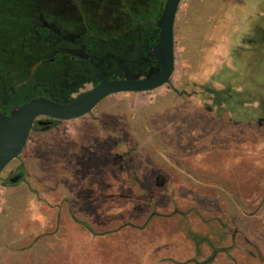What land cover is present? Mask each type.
<instances>
[{
  "label": "rangeland",
  "instance_id": "obj_1",
  "mask_svg": "<svg viewBox=\"0 0 264 264\" xmlns=\"http://www.w3.org/2000/svg\"><path fill=\"white\" fill-rule=\"evenodd\" d=\"M164 2L0 0L3 112L57 76L40 13L86 41L52 87L70 102L89 64L149 76ZM174 59L168 84L29 134L0 174V264H264V0H181Z\"/></svg>",
  "mask_w": 264,
  "mask_h": 264
},
{
  "label": "water",
  "instance_id": "obj_2",
  "mask_svg": "<svg viewBox=\"0 0 264 264\" xmlns=\"http://www.w3.org/2000/svg\"><path fill=\"white\" fill-rule=\"evenodd\" d=\"M181 0H165L159 18L155 22L158 38L152 51L149 76L144 78L101 79L91 90L62 103L44 97L31 99L15 112L0 111V174L24 150L34 121L46 126L51 121H70L90 113L102 100L119 93H144L168 84L174 72V23ZM20 175L9 179L16 183Z\"/></svg>",
  "mask_w": 264,
  "mask_h": 264
},
{
  "label": "flooded vegetation",
  "instance_id": "obj_3",
  "mask_svg": "<svg viewBox=\"0 0 264 264\" xmlns=\"http://www.w3.org/2000/svg\"><path fill=\"white\" fill-rule=\"evenodd\" d=\"M44 16L45 15L43 13H40L38 15V20L36 21V24L34 26V29H35L34 34L37 39H40V40L42 39L43 42H47L50 44L51 54L49 57H46L40 62L39 61L38 62H39V65L42 64L43 67L56 62L57 66H56L54 74H57V76L50 77L46 79L45 82H41L39 84L34 83L35 84L34 88L36 90L35 95L25 96V100L23 103L28 102L31 99L41 98V97H44L47 99H50V97H54L55 99H58L66 103V101L61 100L57 96L59 92L62 90L61 87L58 88L57 92L56 91L52 92V87H55V84H57V81L58 80L60 81L61 79V77L59 79L58 74H60L62 71H65V72L68 71V74H69L70 67L74 70L75 67H79L78 65L84 62L85 59L83 58L85 57V51H86L87 44L85 40H82V37L80 36L78 32L64 30L59 25H57L55 22H49L47 19L44 18ZM77 19L79 21L78 23L83 24L82 20H80L78 17ZM81 28L83 27L81 26ZM128 31L129 29H127L126 33H128ZM59 45L62 48H58ZM131 46L133 47L134 44L132 43ZM149 66L150 68L156 67V65L152 64V61L150 62ZM88 67H89L88 68L89 72L93 73V75L95 76L96 82H98L97 81L98 73L96 72L95 68L91 66L90 64L88 65ZM58 83L60 84L61 81ZM17 86L19 85H13V84L9 85L7 93H4L3 96L2 95L0 96V111L3 112L6 110V108H8L9 106H12V104L8 105L7 101H9V96L11 99L14 97V95L16 94V91H18L16 89ZM39 120H46V119L37 118L34 121V124L32 126L30 133L36 129L51 127L56 122H58V121H51L50 124L46 126H40L37 124V121ZM22 176L23 175H21L20 178H22Z\"/></svg>",
  "mask_w": 264,
  "mask_h": 264
},
{
  "label": "trees",
  "instance_id": "obj_4",
  "mask_svg": "<svg viewBox=\"0 0 264 264\" xmlns=\"http://www.w3.org/2000/svg\"><path fill=\"white\" fill-rule=\"evenodd\" d=\"M49 128V127H48ZM42 129H47V128H40V129H36V130H42ZM22 174H20V176H21ZM21 179V178H20Z\"/></svg>",
  "mask_w": 264,
  "mask_h": 264
}]
</instances>
